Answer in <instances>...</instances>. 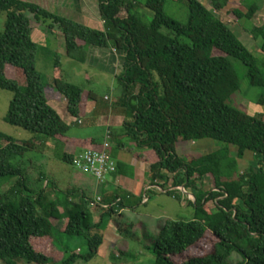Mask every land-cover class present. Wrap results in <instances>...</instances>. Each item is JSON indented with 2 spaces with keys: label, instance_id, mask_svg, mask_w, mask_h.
Instances as JSON below:
<instances>
[{
  "label": "trees",
  "instance_id": "1",
  "mask_svg": "<svg viewBox=\"0 0 264 264\" xmlns=\"http://www.w3.org/2000/svg\"><path fill=\"white\" fill-rule=\"evenodd\" d=\"M204 1L98 0L104 27L92 29L34 3L0 0V14H6L0 34V90L13 94L4 121L62 144V160L74 168L73 149L102 150L104 142L71 138L72 124L49 104L44 79L36 69L39 46L33 40L34 26L56 31L65 56L80 64L90 48L120 52L124 70L116 79L121 88L116 106L129 115L123 138L136 145L150 184L163 189L171 175L172 187L183 186L194 198L189 201L192 219L166 220L151 238L154 264H264V94L253 115L227 103L243 80L250 87L264 88V62L217 15L251 24L260 7L251 2L235 7L232 0ZM167 3L186 8L185 22L166 13ZM249 33L261 42L264 55V24H251ZM53 56V87L65 100L67 113L79 122L87 102L83 90L64 81L61 56ZM108 136L111 144L115 134L110 131ZM0 140L4 144L0 181L16 179L0 193V262L74 264L96 258L110 211L96 224L95 202L81 189L60 188L42 172L29 183L26 156L35 150L33 143H19L4 134ZM209 142L218 146L206 147L188 161L177 154L179 148ZM110 150L111 145L109 155ZM239 161L248 163L244 171ZM206 178L212 182L210 189L205 187ZM173 193L182 194L167 192ZM56 229L83 240L87 252L58 249ZM203 244H209L210 251L194 255L192 251ZM234 254L241 259L234 261Z\"/></svg>",
  "mask_w": 264,
  "mask_h": 264
},
{
  "label": "crops",
  "instance_id": "2",
  "mask_svg": "<svg viewBox=\"0 0 264 264\" xmlns=\"http://www.w3.org/2000/svg\"><path fill=\"white\" fill-rule=\"evenodd\" d=\"M23 1L34 3L55 15L68 18L92 29H103L104 27L99 15L98 0ZM260 1L261 4L259 6V11L251 21V24L254 26H261L264 24V0ZM245 2L246 0H232L235 7L242 6ZM203 3L206 4L204 0ZM217 15L221 18L225 17L228 19V22L222 19L221 20L231 25L232 28L235 29L236 36L242 41L246 38L253 40L249 33L251 24L245 21L237 23L222 13ZM32 36L33 40H37V42H40L41 44L50 42L52 48H55L56 45L61 46V43H63V40L58 36L56 31H54V33H48L47 28L43 25H35ZM61 56L64 59H68L65 56L64 47L63 54ZM82 65L89 68H99L111 74L115 79L117 87L114 88L112 85L111 91L103 96V101L107 103V105L102 107V104H99L100 102H98L96 96L91 94L90 96H92V99H88L86 102L83 115L78 122L77 120L71 118V116L67 113L66 102L61 96L57 94V97L47 99L49 104H51L54 109L57 110L59 107L60 112L58 111V113L61 117L64 116V119H62L66 123L70 125L72 124L71 126L73 127L70 132L74 135L71 138L100 139V141H102L101 143H103L106 140V133H110V131H112L113 134H115V137H113L110 141V156L117 163L116 173L109 175L104 183H100L93 176L74 169L77 180H75V183L70 186L81 189L94 200L95 204L92 207V215L93 221L96 224L101 221L102 217L106 216V211H110L107 224L102 233L103 243L97 255V257L110 264L113 260H120L122 255H124V252L121 249H125L126 246L128 247V245L124 242L121 231L118 229V225L120 223H118L117 217L120 218V221L124 225L126 224L133 227L135 223L138 225L140 224L146 231L148 223H155L158 230L160 224L164 222L162 219L170 216L171 207H173L172 210L175 212L185 211L190 207L189 200L186 199V196V198H184L183 195L182 197H179L177 193H173L175 195L177 194L176 196L179 198L177 199L175 195H172L171 200L176 202L172 204L173 206L169 205L168 207H160L159 214H145L144 217L146 219L143 221V217H141L139 213V208L147 207L154 195H165L169 197L170 194H167L168 191L178 192L179 188L184 189V187L173 188L170 180L171 175H168L169 180L163 183V189L156 184H150L149 177L145 172V165L141 159L137 158L138 152H136V145L123 138V126L129 119V115L126 113L124 108L116 106L118 99L121 96V88L117 85L116 79L123 73L124 56L112 48H90L87 59ZM106 98H108V100H106ZM88 120L92 121V123L88 124L85 129L94 128L96 129V132L97 129L100 130V138L99 136L93 137L90 134L91 131L88 130V132L85 129L84 132H81L82 135L78 136L79 133L75 127L83 126ZM208 145L209 144L207 143H195L191 146H185L182 148L184 149L185 154L192 157V153L198 152L199 155L202 154V150L209 147ZM72 151L75 155H78L83 150L73 149ZM245 163L248 164L247 162ZM187 192L189 195H192L191 190ZM49 198L52 199V195H49ZM146 198L147 202H145ZM98 199H100V201H98ZM173 216L178 218L177 214H174ZM79 250L80 249L77 250V253Z\"/></svg>",
  "mask_w": 264,
  "mask_h": 264
},
{
  "label": "rangeland",
  "instance_id": "3",
  "mask_svg": "<svg viewBox=\"0 0 264 264\" xmlns=\"http://www.w3.org/2000/svg\"><path fill=\"white\" fill-rule=\"evenodd\" d=\"M246 2L257 3L259 6L261 4L260 0H246ZM144 14L152 17L151 12L143 10ZM166 13L174 17L176 20L180 22H185L186 20V8L181 5H176L172 3H167L165 5ZM220 19L228 22V19L221 18ZM6 21V14H0V34L4 32V25ZM235 33V29L232 28ZM246 38V37H245ZM35 39V38H34ZM36 44L39 46V54L36 61V69L42 75L45 83L46 89V97L48 99L57 97V93L53 87V77H54V69H53V54L61 56L63 54V43L60 45H56L55 48H52L50 42L46 44H41L34 40ZM243 43L249 48L255 58L264 62V55L260 51V41H253L251 39H244ZM67 60V61H66ZM62 68H63V79L64 81L79 86L83 90V97L88 101L90 95L93 94L98 99L99 104L101 106L107 105L103 101V96L106 93L111 91L112 85L116 88V82L113 76L99 68H89L87 66H83L80 63L72 61L70 59H64L61 56ZM56 94V95H55ZM264 94V88H253L250 87L246 80H243L241 83L240 90L234 94L229 100L228 105L237 108L238 110L253 115L257 111L255 107L258 99ZM92 97V96H91ZM13 99V94L7 91L0 90V134H4L13 138L15 141L27 142L30 141L33 143L35 150L30 152L26 156V177L29 180V183H33L37 180L38 174L40 172L47 174L50 179H54L58 183L60 188H67L75 183L76 172L73 167L65 164L62 160L63 153L65 148L62 144L55 143L50 139L43 138L41 136L32 134L18 127H14L5 123L4 119L8 114L10 103ZM57 111L60 112L59 107ZM64 116H62L63 118ZM64 119V118H63ZM94 120V119H92ZM92 123V121L88 120L85 122L83 126H76V130H78V136H81L88 126V124ZM85 129V130H84ZM75 130V131H76ZM91 131L90 134L93 137H101L99 131L97 129L88 128L86 131ZM73 131V130H72ZM88 131V132H89ZM95 133V134H94ZM98 133V134H96ZM74 134L72 132L69 133L70 137H73ZM209 149H215L218 146L215 142H209ZM3 142L0 140V148L3 147ZM204 153V152H202ZM177 154L181 159L188 161L191 159L190 155L185 154L183 148H179L177 150ZM192 155H199L197 153H192ZM201 155V154H200ZM239 168L241 171H244L248 165L245 161H239ZM16 182L15 178L2 179L0 181V193H3L10 189ZM206 189L212 188V182L210 179L206 178L204 181ZM179 197H182V194H179ZM176 194V195H177ZM175 195V194H172ZM172 195L169 197L165 195H154L151 198L150 204L147 207H140L139 213L141 217H143V221L146 219L145 214H159L160 207H168L176 203L172 201ZM51 196V194H50ZM176 205V204H175ZM173 206V205H172ZM177 206V205H176ZM210 207L214 209L213 202L210 203ZM170 216L166 218H161L163 221L167 219L179 220L183 219L188 221L192 219L193 210L191 208H187L185 211L175 212L172 210ZM178 215V218H175L173 215ZM161 215V214H160ZM108 217L105 218V226L107 224ZM118 229L121 231L124 242L128 245L125 249H121L124 252L120 260H113L110 264H154L155 255L153 252L151 238L155 237L158 233L157 227L155 223L147 224V231L139 224H134L133 227L129 225H124L120 218L117 217ZM117 223V224H118ZM148 232V233H147ZM55 239L56 245L58 249L62 251H71L72 253H76L78 249H80V254H85L87 252V246L84 241L80 238H70L57 229L55 230ZM103 233V230L100 232ZM147 236H146V234ZM210 251L209 244H203V246L198 247L192 251L194 255H201L203 253H207ZM232 259L234 261L240 260L241 257L238 254H234ZM2 264V262H0ZM18 264H27L24 262H19ZM74 264H108L104 260L96 257L88 262L77 261Z\"/></svg>",
  "mask_w": 264,
  "mask_h": 264
},
{
  "label": "built area",
  "instance_id": "4",
  "mask_svg": "<svg viewBox=\"0 0 264 264\" xmlns=\"http://www.w3.org/2000/svg\"><path fill=\"white\" fill-rule=\"evenodd\" d=\"M108 100V98H106ZM109 136L103 144L102 150H83L76 155L74 168L82 173L93 176L98 182L104 183L108 176L116 173V163L109 155ZM184 198L193 201L192 195H189L185 189L179 188ZM186 196V197H185ZM100 201V199H98ZM147 202V198L145 200ZM80 252V251H79ZM78 252V253H79Z\"/></svg>",
  "mask_w": 264,
  "mask_h": 264
}]
</instances>
